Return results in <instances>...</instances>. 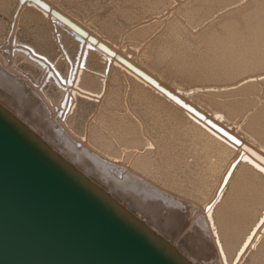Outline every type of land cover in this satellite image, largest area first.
<instances>
[{"label": "bare ground", "instance_id": "bare-ground-1", "mask_svg": "<svg viewBox=\"0 0 264 264\" xmlns=\"http://www.w3.org/2000/svg\"><path fill=\"white\" fill-rule=\"evenodd\" d=\"M261 77L264 0H0V121L172 264H264Z\"/></svg>", "mask_w": 264, "mask_h": 264}, {"label": "water", "instance_id": "water-1", "mask_svg": "<svg viewBox=\"0 0 264 264\" xmlns=\"http://www.w3.org/2000/svg\"><path fill=\"white\" fill-rule=\"evenodd\" d=\"M0 264H172L0 121Z\"/></svg>", "mask_w": 264, "mask_h": 264}, {"label": "snow or ice", "instance_id": "snow-or-ice-1", "mask_svg": "<svg viewBox=\"0 0 264 264\" xmlns=\"http://www.w3.org/2000/svg\"><path fill=\"white\" fill-rule=\"evenodd\" d=\"M261 79H264V77H261ZM177 103H182L181 101H177ZM183 107L187 108L188 106L186 104L183 105ZM189 111H191V109H189ZM224 116L222 115H217L216 116V120L218 121H223ZM211 128L215 129L218 132H221L223 137H225L227 139V141H231V143L233 145H240L241 147H243V145L241 144V141L239 139H237L235 136L230 135L226 130H224L223 128H217L215 124H211ZM245 151H249V149L245 148ZM239 155V159H235L234 162H231L228 166V168L225 169V173L222 176V184L224 187H227L231 181V179L234 177V172L237 169V167L240 165L241 162H247L248 164H251L252 162L250 160H248V157L245 155ZM253 155H255V153H253ZM259 159L264 160V156L259 157ZM258 172L261 174H264V167H258ZM224 187L220 188L219 192L220 195L223 196V192H224ZM216 203H219V201H216ZM206 211L208 212V216L211 219L212 218V212H213V204H209ZM261 224H264V219L260 220ZM215 229V225L213 226V230ZM255 233H252L250 235H247L245 237V240L247 242H243L242 241V246L244 248H248L250 246V243L254 237ZM217 243L220 242L219 237H217ZM220 251H223V249H221Z\"/></svg>", "mask_w": 264, "mask_h": 264}]
</instances>
